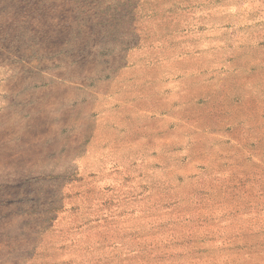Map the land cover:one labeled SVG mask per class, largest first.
I'll return each instance as SVG.
<instances>
[{"label":"rangeland","instance_id":"obj_1","mask_svg":"<svg viewBox=\"0 0 264 264\" xmlns=\"http://www.w3.org/2000/svg\"><path fill=\"white\" fill-rule=\"evenodd\" d=\"M0 264H264V0H0Z\"/></svg>","mask_w":264,"mask_h":264}]
</instances>
